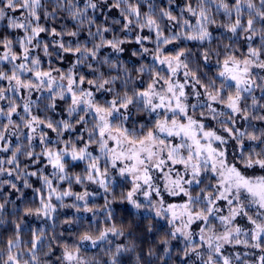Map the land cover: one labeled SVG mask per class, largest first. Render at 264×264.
Masks as SVG:
<instances>
[{
	"label": "snow or ice",
	"instance_id": "1",
	"mask_svg": "<svg viewBox=\"0 0 264 264\" xmlns=\"http://www.w3.org/2000/svg\"><path fill=\"white\" fill-rule=\"evenodd\" d=\"M174 6L176 0H0V25L15 33L0 35V153H10L0 158V177H14L0 179V191L7 185L23 197L15 181L33 189L38 206L25 207L23 216L54 222L58 207L95 215L92 194L75 193L72 185L96 184L109 194L115 170L131 184L120 202L166 221L160 259H171L172 242L179 241L181 264H264V0H185L179 13ZM60 19L72 26L56 27ZM212 27L222 31L215 49L200 52L204 65L215 58V76L205 81L190 66L191 49H168L183 41L211 45ZM128 44L139 45L133 57L150 56L153 64L129 69L119 58ZM104 49L111 51L102 55ZM53 57L69 60V67H53ZM61 111L67 118H55ZM139 115L149 120L134 119ZM78 162L83 173L70 174ZM33 177L41 187L33 188ZM67 197L74 202L66 204ZM115 199L105 196V224ZM8 203L0 202V216ZM23 223L13 221V235L0 242V264H50L40 254L51 256L54 243L59 264H90L81 254L85 244L107 245V264L135 251L113 244L110 237L125 236L115 223L93 234L89 222L72 243L48 240L44 229L24 241ZM237 246L246 251H229ZM248 249L260 253L255 262Z\"/></svg>",
	"mask_w": 264,
	"mask_h": 264
},
{
	"label": "trees",
	"instance_id": "2",
	"mask_svg": "<svg viewBox=\"0 0 264 264\" xmlns=\"http://www.w3.org/2000/svg\"><path fill=\"white\" fill-rule=\"evenodd\" d=\"M160 2V0H157ZM195 0H193V3ZM231 2V0H230ZM185 0H176V6H174V11L179 13L180 7L183 6ZM214 13V6H213ZM111 16L119 18V13L117 10L113 9L110 13ZM218 21H223L224 17L222 14L216 16ZM98 21H101L103 18L101 16L97 17ZM60 23H67L69 27L72 26V22L70 20L64 21L63 19L58 20L56 23V27L59 28ZM118 28V26H117ZM213 32L214 40L211 45L205 44L203 46L199 45L194 41H183L179 45L169 46L168 51H171L174 47H184L187 46L192 50L193 55L191 56V67L199 68V74L206 81L208 77L215 76L216 65L215 58L213 57L209 64L204 65L200 52L203 51L205 47H209L215 49L218 46L219 41L215 39V37L219 36L221 29H217L212 27L210 29ZM167 31V30H166ZM11 34L15 35V33H9L8 30L4 27V25H0V35ZM146 34V33H145ZM109 37L111 34H108ZM117 35H123L119 31H117ZM129 38H134V34H129ZM67 39V38H66ZM81 40L86 39V35L82 34L80 37ZM223 43H228L227 40H224ZM145 46L149 49H153L155 47L154 44L145 42ZM222 46V45H221ZM125 52L120 54V60L124 61L125 64L129 67V69H133V66L139 67L141 63L145 64H153V61L150 56H144L141 59H137L131 55L133 50L139 51V45L136 44H128L125 45ZM110 49H104L102 51V55L109 54ZM53 67H60L62 69H67L69 67V60L61 63L57 61L55 57L52 58ZM86 71V70H85ZM205 73L207 74L205 76ZM135 76V72H133ZM145 84L148 80L147 74H145L141 78ZM138 86H144L143 84H139ZM257 97L260 96L259 91L255 92ZM250 103V100L248 101ZM264 103V100L261 101ZM2 103V102H0ZM65 105L63 102H60V109L62 110ZM16 119V117H13ZM55 118H67L65 114L61 111V116ZM134 119L145 122L148 121L149 118L144 115L135 116ZM258 123V122H257ZM264 127V125H259ZM27 131V130H25ZM69 134L66 133L67 137ZM75 135V134H72ZM49 136L54 140L55 134L49 131ZM13 144L16 143L15 139H13ZM38 145V141L36 142ZM40 148L37 146L36 151H39ZM10 153H0V158L8 157ZM22 164L30 163L27 160H24L21 157ZM45 161H41V164L35 165L34 167H43ZM85 164L83 162H78L74 164L70 169V174L74 173H83ZM46 173H51V167H47L44 169ZM14 179V177H0V179ZM110 179V191L109 194H106L102 188H100L96 184H86L85 186L81 185H72V191L75 193H83L85 190L90 192L92 195L89 197V205H95L98 211L95 215L92 213H84L83 211L77 212L73 208H59L57 213L55 214V221L52 220H44L42 218H37L35 216H23V209L25 207H36L38 206V200H36V193H34L33 189H23L22 182L15 181L23 191V197H19V193L15 192L7 185H5L0 191V202H3L5 199L9 201L6 205L5 211L0 219L4 220L3 224H0V242H6L8 238L13 235L14 232V224L13 221L20 222L23 220L22 228L23 231L21 233L22 240L28 241L31 239L30 232L33 229H44L46 237L48 240H51L53 236H56L59 240H67L69 243H72L78 238V235L83 232L85 229L89 227V222L92 225V232L96 234V228H103L109 226L112 223H115L117 227L122 228L125 232V236L119 239L115 237H110L113 241V244H126L129 247L135 246V251L121 257V264H181L180 257L177 255V250L182 247L179 241L172 242V253L171 259L163 256L164 245L160 243V240L165 238V233L168 232L169 227L167 224L163 223L161 219L155 218L154 214L145 210L140 209L137 210L133 208L130 204L125 202H120L121 194H126L128 190L131 188V184L128 179L119 177L115 170H111L109 173ZM31 183L33 184V188L41 187V184L36 178H30ZM60 189H67L68 184L64 182L59 185ZM108 195L109 200H112V196L114 195L116 199L110 203L109 208L112 211V220L108 221V224H105V196ZM35 200V203H34ZM66 204H72L74 202L73 197H67L64 201ZM53 203H57L53 200ZM15 213V214H13ZM76 218L79 223H74L71 226L67 224H63L65 219ZM53 223H55V227L53 228ZM151 226V231L149 230ZM63 232L64 235L60 236V233ZM4 247V243H0V248ZM108 247L107 245H100L96 248H92L89 244H85L82 255L86 256L89 259L90 264H92L93 259L100 261L101 264H107V256L104 255L102 249ZM154 252L152 257L148 256L149 250ZM47 251V249H44ZM256 252V250H254ZM61 254V249L55 243L53 244V252L51 256H45L43 252H41V260L42 262L47 260L50 264H59L58 257ZM260 253L256 252V256ZM139 255L141 257L140 261H136V256ZM255 257V256H254ZM256 260V258H255Z\"/></svg>",
	"mask_w": 264,
	"mask_h": 264
},
{
	"label": "rangeland",
	"instance_id": "3",
	"mask_svg": "<svg viewBox=\"0 0 264 264\" xmlns=\"http://www.w3.org/2000/svg\"><path fill=\"white\" fill-rule=\"evenodd\" d=\"M201 91H203L202 89H200ZM189 91H191V89H189ZM192 103H195V100L193 99L192 101H191ZM139 199L141 200V201H143V197H139ZM170 202L173 200V198H170V197H168L167 198ZM176 199H178V198H176ZM162 220V219H161ZM162 222L163 223H165V224H167L166 223V221L165 220H162ZM242 223V222H241ZM196 226L195 225H193V228H195ZM229 251H239V252H241V253H243L244 251H246L243 247H241V246H237L236 247V249H229ZM247 251H250V252H254V249H248ZM256 253V252H255ZM255 256V257H254ZM254 256H250V257H248V259L249 260H251V261H253V262H255V258H256V255H254Z\"/></svg>",
	"mask_w": 264,
	"mask_h": 264
}]
</instances>
